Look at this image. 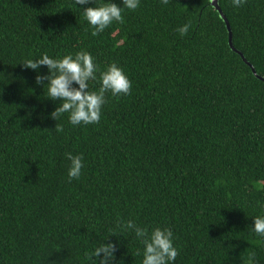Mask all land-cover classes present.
<instances>
[{"label":"trees","instance_id":"16d2710c","mask_svg":"<svg viewBox=\"0 0 264 264\" xmlns=\"http://www.w3.org/2000/svg\"><path fill=\"white\" fill-rule=\"evenodd\" d=\"M95 3L0 0V264H90L99 242L118 244L113 264H141L126 220L169 228L175 264H249L252 252L264 264L251 231L264 215V81L211 0H140L92 36L81 11ZM218 4L264 77V0ZM80 50L132 86L105 94L98 123L72 126L34 82L46 66L22 62ZM67 152L83 157L79 179Z\"/></svg>","mask_w":264,"mask_h":264},{"label":"clouds","instance_id":"9594fccd","mask_svg":"<svg viewBox=\"0 0 264 264\" xmlns=\"http://www.w3.org/2000/svg\"><path fill=\"white\" fill-rule=\"evenodd\" d=\"M167 3V0H163ZM234 9L241 8L246 0H229ZM74 5L86 6L90 0H73ZM140 0H121L118 6L111 0H96L92 7H83L81 14L91 28V35L97 36L103 33L114 21L123 22L124 9L136 10ZM177 31L183 35L187 31L186 26H181ZM23 66L38 72L41 65L46 66L48 74H37L34 82L39 85L42 80L43 95L50 100L59 99L61 103L50 113L54 120L63 114H68V122L72 126L95 124L100 121L102 106L106 103L105 94L110 93L113 97L128 95L131 89V81L125 75L124 70L115 63L109 64L101 71L94 62L92 54L86 50H80L75 54L69 53L62 57H51L47 53H41L35 58L26 59ZM99 73V76H97ZM98 90H90V82L97 81ZM73 84L77 87H73ZM56 131H63L62 126L56 125ZM69 161L67 177L69 181L79 179L83 168L82 155L65 153ZM122 231L125 228L133 229L135 237L142 243L140 252L141 264H175L178 249L173 243V232L169 228L154 227L148 229L138 226L133 220L123 221L118 225ZM251 231L264 241V215L253 218ZM118 244L113 242H99L89 253L86 260L90 264H113ZM249 264H256L255 253L249 254Z\"/></svg>","mask_w":264,"mask_h":264},{"label":"water","instance_id":"95a60500","mask_svg":"<svg viewBox=\"0 0 264 264\" xmlns=\"http://www.w3.org/2000/svg\"><path fill=\"white\" fill-rule=\"evenodd\" d=\"M211 5L219 12L220 16L222 17V19L225 21L226 23V27H227V30H228V42H229V45L230 47L235 51L237 52L241 57L242 59L244 60V62L250 66L253 74L258 77L259 79H261L262 81H264V77L262 76H259L257 73H256V70L255 68L253 67V65L247 61L244 57V55L242 54V52L240 50H238L237 48H235V46L233 45V42H232V31H231V28H230V25L228 23V20L226 18V16L224 15V13L222 12L219 4H218V0H211Z\"/></svg>","mask_w":264,"mask_h":264}]
</instances>
